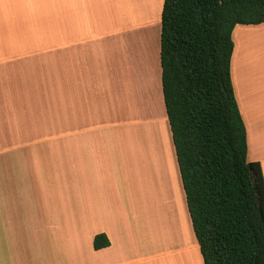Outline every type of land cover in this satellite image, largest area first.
I'll return each instance as SVG.
<instances>
[{
    "label": "crops",
    "instance_id": "obj_1",
    "mask_svg": "<svg viewBox=\"0 0 264 264\" xmlns=\"http://www.w3.org/2000/svg\"><path fill=\"white\" fill-rule=\"evenodd\" d=\"M162 4L0 0V264H203L162 92ZM232 40L264 179V22Z\"/></svg>",
    "mask_w": 264,
    "mask_h": 264
},
{
    "label": "trees",
    "instance_id": "obj_2",
    "mask_svg": "<svg viewBox=\"0 0 264 264\" xmlns=\"http://www.w3.org/2000/svg\"><path fill=\"white\" fill-rule=\"evenodd\" d=\"M264 22V0H163L161 83L203 264H264V179L247 159L230 74L232 30ZM109 244L95 234V249Z\"/></svg>",
    "mask_w": 264,
    "mask_h": 264
},
{
    "label": "rangeland",
    "instance_id": "obj_3",
    "mask_svg": "<svg viewBox=\"0 0 264 264\" xmlns=\"http://www.w3.org/2000/svg\"><path fill=\"white\" fill-rule=\"evenodd\" d=\"M145 4H146V2H144V4H143L144 10L146 9V5H145ZM144 5H145V6H144ZM137 7H138V6L135 5V11H136V12H137L138 9H139V8H137ZM142 14L145 15L144 11H142ZM151 43H152V42H151ZM245 43H246V40L243 42V44H244L243 46L240 44V45H238V47H241V48L245 49ZM241 50H242V49H241ZM167 258H168V256H167Z\"/></svg>",
    "mask_w": 264,
    "mask_h": 264
}]
</instances>
